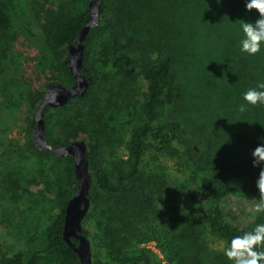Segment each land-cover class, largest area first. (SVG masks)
I'll return each instance as SVG.
<instances>
[{
    "label": "trees",
    "instance_id": "obj_1",
    "mask_svg": "<svg viewBox=\"0 0 264 264\" xmlns=\"http://www.w3.org/2000/svg\"><path fill=\"white\" fill-rule=\"evenodd\" d=\"M245 4L246 0H100L98 25L84 39L83 63L90 77L86 93L69 99L63 106H46L43 113L45 138L52 145L79 140L85 130L90 134V143L85 141L91 175L90 206L82 229L90 242L92 264L97 250L103 251L113 264H161L146 249L138 247L151 240L157 242L168 264H210L206 250L211 240L221 241L225 248L234 236L264 223L261 213L250 222L239 224L218 204L238 187L248 190L257 201L255 181L264 167H254L251 155L257 145L264 144V105H246L243 113L238 110L245 104L243 93L264 82V44L255 55L240 51L241 24L258 18V13L247 11ZM107 12L113 19L101 20ZM167 15L170 19L165 24ZM89 20L85 8L59 18L51 34L43 33L45 44L52 50L62 49L65 56L59 63L58 75L51 74L56 76H50L51 81L42 89L29 90L25 84L9 87L5 71L15 70L12 64L16 61L8 50L12 64L6 62V56L0 60V128L9 127L6 114L19 106L22 98L29 111L25 129L28 140L23 148L13 151V162L29 157L34 167L42 156L53 158L54 164L46 170L53 178L59 202L45 228L30 237L25 248L9 256L0 254V264H44L45 260L78 264V256L62 238L64 208L76 189L73 158L39 150L32 142L31 130L34 112L46 87L50 83L72 85L73 77L65 64L68 46ZM105 24L113 32L103 33L104 42L97 50L94 38L106 29ZM13 28L11 18L0 7V34ZM92 50H97L96 58ZM98 56L123 78L133 79L141 73L147 85L141 104L143 122L128 131L127 158L117 160L121 170L115 179L106 167L96 166L94 159L103 152L108 132L105 125L96 128L86 109L93 101L95 79L91 74L96 70ZM165 106L175 109L179 116L170 123L159 124V111ZM185 121L201 131L199 139L204 145L199 154L192 152L188 140L183 142ZM233 123L236 135L224 137ZM52 125L57 127L56 136ZM92 128L97 136L91 133ZM187 134L190 137L186 138L192 140L191 132ZM106 139L109 141V137ZM148 151L153 163L160 155L178 159L180 173L188 163L187 167L194 168L198 176L203 168V198L186 186L184 191L177 189L175 195L169 196L166 184L157 180L151 168L153 163L143 164ZM59 165L62 173L55 168ZM192 177L196 179V175ZM92 219L95 234L84 226Z\"/></svg>",
    "mask_w": 264,
    "mask_h": 264
},
{
    "label": "rangeland",
    "instance_id": "obj_2",
    "mask_svg": "<svg viewBox=\"0 0 264 264\" xmlns=\"http://www.w3.org/2000/svg\"><path fill=\"white\" fill-rule=\"evenodd\" d=\"M90 0H0V7L11 18L14 28L8 33L0 34V60L10 62L6 50L13 54L15 70H6L7 84L9 87L15 85H26V89H42L43 84L50 82V76L58 75L59 63L65 56L62 49L52 50L44 41L43 33L51 34L55 22L64 16L72 15L78 11L88 8ZM113 19L110 13L103 14L101 20ZM170 15L163 21L167 24ZM103 32L94 38V47L98 50L104 42L105 35L113 32L105 24ZM115 30V29H113ZM104 33V34H103ZM122 43L126 44V41ZM97 50H92V56L96 58ZM190 50V48H189ZM67 52V51H66ZM191 52V50H190ZM103 58L99 56L95 62L92 77L95 79L91 97L93 101L86 106L90 110L93 123L96 128L105 125L106 137L104 138V149L95 157L96 166L106 167L111 178L115 179L121 170L117 160L127 158L126 142L128 131L131 127L143 122L141 104L143 94L146 91V82L141 73L132 78H123L104 64ZM1 71V70H0ZM56 74V75H51ZM11 111L6 114L9 123L8 128H0V254L11 255L25 248L26 241L30 237L37 236L46 226L47 219L58 210L57 189L53 184L50 172L46 170L54 159L42 156L40 163L31 166L29 157H20L16 163L13 162L12 153L19 146L23 148L28 137L25 132L27 117L29 115L28 104L24 98ZM179 116L175 109L168 106L159 111V124L170 123ZM86 120L85 123H88ZM236 124H231L230 129L224 137L235 136ZM182 129L186 132L181 134L183 142L190 144L192 152L199 154L203 149L200 138L201 131L191 127L188 121L182 123ZM91 133L97 136L95 128ZM86 131V130H85ZM83 131L79 140L90 143V134ZM191 132V138H186ZM53 136H56L57 127L52 125ZM109 137V141H107ZM190 137V136H189ZM198 140V141H197ZM91 142L92 138H91ZM151 152H146L144 162L153 163ZM159 160L151 165L157 180L163 181L165 191L169 196L175 195L177 189L184 191L186 186L189 191L203 198L202 178L206 171L200 167L199 176L194 168L187 167L182 173L177 171L178 159L168 156H158ZM186 157L182 160L185 162ZM116 160V161H115ZM62 173V166H55ZM17 169V172H15ZM207 170V169H206ZM196 175V179L192 176ZM14 182V183H13ZM243 188V187H242ZM235 188L221 202L219 206L229 213L230 217L239 224H245L254 219V204L256 199L248 190ZM175 190V191H174ZM90 206V205H89ZM85 228L95 234V222L85 223ZM96 239V238H95ZM96 243V241H94ZM139 248L146 249L152 257L161 264H168L160 251L155 240L142 243ZM206 250L210 264H232L224 253V244L219 240H211ZM95 264L98 262L113 264L105 258L103 251L97 250ZM44 264H58L56 260Z\"/></svg>",
    "mask_w": 264,
    "mask_h": 264
},
{
    "label": "water",
    "instance_id": "obj_3",
    "mask_svg": "<svg viewBox=\"0 0 264 264\" xmlns=\"http://www.w3.org/2000/svg\"><path fill=\"white\" fill-rule=\"evenodd\" d=\"M100 0L88 2L90 20L80 28L68 46V57L65 64L73 77L71 86L62 83H50L43 98L34 112V125L31 130L32 142L39 150H49L56 156L70 155L73 158L76 189L66 202L64 208L62 238L78 256V264H92L90 242L83 233L82 220L85 217L90 201V171L86 156V142L75 140L67 145H52L45 138L43 113L46 106H63L69 99L83 96L90 84L84 67V39L88 32L99 22ZM75 240V242L72 241Z\"/></svg>",
    "mask_w": 264,
    "mask_h": 264
},
{
    "label": "clouds",
    "instance_id": "obj_4",
    "mask_svg": "<svg viewBox=\"0 0 264 264\" xmlns=\"http://www.w3.org/2000/svg\"><path fill=\"white\" fill-rule=\"evenodd\" d=\"M247 11L255 10L258 18L254 22L241 24L242 37L239 41L240 51L248 55H255L264 44V0H246ZM245 104L238 108L240 112L247 111L246 105H264V82L256 88H250L243 93ZM253 166L264 164V144L257 145L252 153ZM258 199L254 204L256 214L264 213V167L261 168L255 181ZM264 223L256 224L251 231L234 236L223 249L225 257L232 264H264Z\"/></svg>",
    "mask_w": 264,
    "mask_h": 264
}]
</instances>
